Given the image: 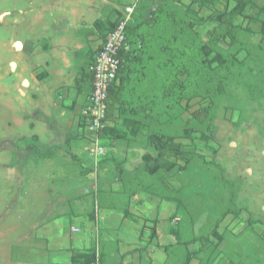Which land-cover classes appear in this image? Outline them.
<instances>
[{"label": "rangeland", "instance_id": "1", "mask_svg": "<svg viewBox=\"0 0 264 264\" xmlns=\"http://www.w3.org/2000/svg\"><path fill=\"white\" fill-rule=\"evenodd\" d=\"M203 1L145 0L147 11L159 3L177 18L179 28L186 29L176 47L188 44L198 59L205 55L200 46L210 43L207 60L220 53L224 62L207 65L196 60L195 68L201 70L181 73L184 93L172 108L159 98L163 89H157L156 134L174 136L183 151L195 156L185 167L183 161H176L181 167L170 173L163 170L157 179L146 174L141 187L133 190L143 191L150 181L146 190L152 194L144 197L156 203L167 196L171 202L164 203L166 209L162 205L163 218L177 207L180 221L171 224L172 235L178 234L180 245L190 241V249L203 251L187 259L191 264H264V0H249L242 15L229 16L236 31L232 43L220 37L222 28L215 16L232 9L237 0H214L209 5ZM119 4L120 0H0V264H46L48 252L37 249L45 241L33 240L47 237L45 251L50 253L54 247L65 249L69 225L87 219L81 206L93 201L89 190L93 184H81L82 179L73 177L70 170H78V165L71 159L65 162L58 154V161L50 160L48 154L38 152L60 141L62 127L55 128L50 118L40 116L52 107L43 96L42 80H30L27 87L23 81L41 75V69L57 72L58 68L66 81L71 79L75 74L71 50L87 45L94 23L106 20ZM209 31H214L211 39ZM63 37L67 41L61 50L66 54L60 53L58 43ZM14 40L22 44L20 49ZM183 52L188 62L186 53L192 51ZM170 77L174 75L161 77L158 85ZM47 85L52 96L56 80ZM51 111L49 116L55 115ZM28 146L33 149L30 153ZM159 178L169 189L158 191L163 185ZM113 188L118 203L128 200L119 185ZM153 208L149 218L154 221L159 212L156 204ZM214 230L223 240L213 235ZM178 249V254L164 250L167 264H183L181 253L186 251Z\"/></svg>", "mask_w": 264, "mask_h": 264}, {"label": "crops", "instance_id": "2", "mask_svg": "<svg viewBox=\"0 0 264 264\" xmlns=\"http://www.w3.org/2000/svg\"><path fill=\"white\" fill-rule=\"evenodd\" d=\"M120 1L119 8L118 6L113 8L106 20L94 23V33L88 34L87 45L80 44L71 50L75 71L71 79L66 81V75L58 68L57 72L41 69V75L32 76V79L23 81L27 87L30 80L37 78L42 80V87L45 90L43 96L45 100L51 102L52 107L43 110L40 116L44 119L50 118L53 127H62V130L59 129L60 141L48 146V149H38V152L48 154L47 157L50 160L58 161V154H62L65 162L71 159L78 165V170L69 169L70 173H75L73 177L82 179L81 184L84 182L93 184L89 189L94 195L93 201L88 206L82 202L81 206L87 219L84 223L76 219L69 225L68 232L65 233V238L69 241L67 248L57 249L54 247L50 253L49 250L45 251L47 237L43 239L39 236L33 240L45 241L43 246H38L37 249L48 252L46 264H87L88 256L94 254L96 249L100 252L102 264H167L168 259L166 260L165 257L168 255L165 256L164 250H176L178 254V248L186 251L184 255L181 253V257L183 256L185 259L183 264H191L187 259L193 258L194 255L195 257L200 256V253L203 252L200 249H190V241L182 243V248L178 234L172 235L175 231L171 228V224L179 222L180 217L176 214V207L172 208L163 218V206L166 209V201L171 202L167 196H161L156 200V203L149 196L144 197L148 195L147 193L152 194L150 190H146L151 188L150 181L148 185L145 184L143 191L133 190L136 187H141V179H146V174L156 177L157 173L163 171L161 169L154 174L149 173L144 158L147 155H154L156 150L152 145V140L156 139V131L159 128L157 81L161 77H166V74L145 68V64L141 61H131L126 68L121 69V73L116 79V85L113 84L114 88L108 104L110 112L107 124L109 130L106 135L102 136L107 153L99 161L97 165L99 168H94L84 151V146L89 141L81 111L88 103L91 93V80L87 72V65L92 62L104 39L102 36L104 28L108 29L110 24H113L121 16L126 5L141 2V0ZM158 5L159 3H154L150 10H155ZM99 23L102 24L101 27H97ZM59 40L61 41L58 42L61 43L60 53L66 54L61 49L64 47L62 42L67 40L65 37ZM16 43L19 44L18 49H20L22 44L14 40L13 45L15 46ZM94 45L96 46L94 47ZM67 53H69V49ZM61 54L60 59L66 62L67 57ZM151 63L152 60H148V64ZM46 64L49 67L50 61L47 60ZM54 79L57 88L53 91L52 97L50 92V94L47 93V83ZM51 110L55 112V115L49 116ZM38 138V136L35 138V144H38ZM27 148L29 153L33 151L30 146ZM60 149L64 151L58 153ZM66 154L72 158H66ZM164 172L170 173L171 169L164 170ZM159 181L160 184H163L161 178ZM118 185L120 186L119 190L123 189L121 194L128 195L126 202L122 198V205L114 198L116 193L113 192V187L117 188ZM164 186L167 184L158 186V191ZM167 189H169L168 186ZM153 195L157 198L156 193ZM154 204L157 205L159 213L156 215V220L153 221L149 216L153 215L151 211L154 209ZM83 206L88 207V210ZM74 228H77L78 231H73ZM53 238L55 237L53 236ZM193 242L196 240H192ZM189 249L191 253H189Z\"/></svg>", "mask_w": 264, "mask_h": 264}, {"label": "trees", "instance_id": "3", "mask_svg": "<svg viewBox=\"0 0 264 264\" xmlns=\"http://www.w3.org/2000/svg\"><path fill=\"white\" fill-rule=\"evenodd\" d=\"M212 1L214 0H204L203 2L209 5V3H212ZM226 2H229V0H226ZM248 4L249 0H237L235 6L232 9L227 8L221 10L215 16L218 24L222 28V31L219 34L222 39H230L231 43L235 42L236 31L234 25H232L229 19V16L237 17L242 15L244 9ZM147 10L148 9H145V0H141V2L139 1V3H135L134 11L131 14V18L128 22L126 30L127 48H122L119 53L121 68L120 71L118 70L116 78H118V75L121 73V69L126 68L131 61H141L143 64H145L144 67L147 69L156 70L157 72L166 75L170 74V76L174 75V77L169 78L168 82H164L158 85V89H163L162 94L159 95V98L167 104V107L172 108L179 103V100L182 99L184 93V85L178 78L181 73L189 74L191 68H195V62H198L199 60L202 64L211 65L216 61L219 63L224 62V58L220 53H216L210 60H207L209 54L212 53L210 43H204L200 46V51L202 50L205 55H198V59H196L197 53L193 52V49L188 44H185L182 48L176 47L183 33H186V29L182 27L179 28V21L177 20V18H175L171 13L168 14V12L164 9V7L160 6V4L155 10ZM249 19L256 21V18L253 17H249ZM116 21L113 24H110L108 29L106 27V29L104 28V31L102 33L104 39L107 33L114 28ZM101 26L102 24L99 23V26L97 27ZM213 35L214 31L208 32L209 38ZM155 47L156 49L154 50ZM99 49L100 47L97 49V51ZM183 50L192 51L190 53H186V55L188 56V62H184L183 55L185 52H183ZM142 56L145 57L142 58ZM148 60H152V63L148 64ZM174 60L177 61V63H174ZM89 65L90 63L87 65V67H89ZM198 70H201V68L196 69V71ZM87 72L90 75L92 92L93 76L92 73L89 72V70H87ZM114 84L116 85V82ZM113 86L114 85H112L109 89V96L106 102V126L100 134L102 144V136L103 134L106 135L107 130H109L107 124L108 113L110 112L108 109V104L113 91L112 89L114 88ZM82 121L83 123H85V118H82ZM188 123L189 122L186 121V124ZM184 132L188 134L189 128L184 127ZM155 136L156 139L152 140V145L156 148L154 155H147L144 158L147 163L146 169L149 173L154 174L161 169L165 171L171 169L172 171L173 167L175 166L181 167L178 166L176 161H183V167H185L189 163V159L195 156V154H191L188 151H183L182 144L177 143V140L174 136L169 135L166 138H164V135L156 134ZM201 160L203 159L201 158ZM213 235L217 237L218 240H223V237L218 233V231L214 230ZM93 255L94 254L88 256L86 262L87 264H90Z\"/></svg>", "mask_w": 264, "mask_h": 264}, {"label": "built area", "instance_id": "4", "mask_svg": "<svg viewBox=\"0 0 264 264\" xmlns=\"http://www.w3.org/2000/svg\"><path fill=\"white\" fill-rule=\"evenodd\" d=\"M135 3L126 6L122 15L117 19L114 28L107 33L100 49L95 53L88 70L92 73V92L88 106L85 109L84 128L88 133V145L85 147L88 158L94 161L95 166L100 158L106 154V148L101 143L100 134L105 125L106 102L109 89L116 82L118 70L121 68L119 53L126 46V30ZM73 231H78L74 228ZM90 264H102L98 249L95 250Z\"/></svg>", "mask_w": 264, "mask_h": 264}, {"label": "clouds", "instance_id": "5", "mask_svg": "<svg viewBox=\"0 0 264 264\" xmlns=\"http://www.w3.org/2000/svg\"><path fill=\"white\" fill-rule=\"evenodd\" d=\"M106 153H107V150H106Z\"/></svg>", "mask_w": 264, "mask_h": 264}]
</instances>
